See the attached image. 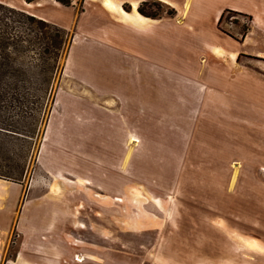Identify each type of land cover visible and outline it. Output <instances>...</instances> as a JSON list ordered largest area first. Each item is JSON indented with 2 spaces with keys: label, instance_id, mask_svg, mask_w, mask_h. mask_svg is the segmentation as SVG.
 I'll return each instance as SVG.
<instances>
[{
  "label": "rangeland",
  "instance_id": "obj_1",
  "mask_svg": "<svg viewBox=\"0 0 264 264\" xmlns=\"http://www.w3.org/2000/svg\"><path fill=\"white\" fill-rule=\"evenodd\" d=\"M64 1L0 0L63 29L23 20L33 30L25 43L38 40L29 51L24 41L10 47L15 72L0 77V174L10 179L0 181L20 190L13 200L0 188L5 259L52 250L99 264H264V250L248 245L264 248V131L247 141L194 130L199 110L211 112L196 70L224 63L208 42L226 57L240 49L250 78L264 82V0H145L144 11L161 16L157 33L137 11L142 1ZM195 10L209 17L196 31L187 26ZM116 58L111 83L97 90L93 80ZM159 63L164 78L139 81V66Z\"/></svg>",
  "mask_w": 264,
  "mask_h": 264
},
{
  "label": "crops",
  "instance_id": "obj_2",
  "mask_svg": "<svg viewBox=\"0 0 264 264\" xmlns=\"http://www.w3.org/2000/svg\"><path fill=\"white\" fill-rule=\"evenodd\" d=\"M135 1L144 2L145 0H135ZM106 2L113 4L110 0H104L105 6H106ZM188 8H189V2H187L186 4L185 13L187 12ZM121 12L124 13L123 10H121ZM219 13L220 12H218V15L216 16L215 21L218 20L220 16ZM135 17H137L135 18V20L137 19L139 23L140 21H148V20L143 19L142 16L139 15L137 12H135ZM191 17H192L191 18L192 22L191 24H187V26H191L193 28L192 30L194 31H196L195 29L197 30L203 29L207 20L209 19V17L206 14L199 12V10H195ZM256 17H258V14L253 15V18H256ZM160 19L161 18L153 19V21L151 22H153L157 26V24H159V21H161ZM200 20L201 22L199 24ZM193 23H195L196 25L194 26ZM257 24H260V22H258ZM155 25L154 27H156ZM257 26L264 27V21L263 23ZM162 27H164L163 24L158 25L155 28L156 33L159 30H163ZM207 44L209 46L206 45L207 46L206 48L207 49L209 48V50L215 56L220 57L221 60L224 61V63L206 64L205 62L203 64L204 67L203 68L200 67L201 70L200 69L196 70L195 75L197 76V78H200V80L198 81H201L202 79L203 81L202 85L204 86V84H206V89L203 95L205 98L209 97L210 99L208 100V102L211 103L210 104L211 112H208V111L205 112L204 110L203 111L199 110L197 114V116L199 117L196 123L194 124V128H195L194 130L196 131L200 128H203V129H206V131H210V129H213L214 131H216L215 129H218L224 132L227 136L228 135L235 136L236 134L237 138H240V139L243 138V140L250 141L251 137L254 134V130L256 134H259L260 130L264 131V122H259V119L261 118L264 119V82L261 83V79L259 78H250L253 76V73L249 70H246L243 67L244 64H241V61L238 56L240 49L238 51V48H237L236 49L237 51L232 52V54H228V57H226L224 55L226 54L225 50H223L219 46L210 44V42H208ZM238 46L242 47L244 46V44H239ZM253 46L254 45H252V47ZM217 52H220V54H218ZM100 62L98 65H95V66L101 67L103 65V62L102 63ZM117 63L121 65V61L118 60L117 58L113 59L111 62H110V59L107 61L108 68H102V70L105 71L106 74H103V75L99 74L98 77H96V79L93 80V82L95 83V86H97V90H100L99 85L101 84V81H104V79L108 80L107 82H109V84L111 83V80L114 74V70L112 71L111 67L117 66ZM128 68L129 69L124 68L126 70H123V71L126 76L124 81H127L126 83L128 84V88H129V85H131L130 84L131 81H129L131 80V76H130L131 73H129L130 66H128ZM139 71L140 73H138V77H140L139 79L140 82L160 81L161 78H164L163 64L161 63H159V67L157 69H154V71L142 65L139 66ZM167 72H170V75L173 76V74L177 73L178 71L174 72L173 74L171 71H167ZM200 72H202L203 74L202 78L200 77ZM249 73H251L250 76H248ZM166 75H169V73H167ZM135 77L137 78V76ZM177 78L179 80L182 79V81H184L185 83H187L185 80H189L188 85L190 87L195 83V81L191 80L190 78L185 79V77L182 76V74H177V77L173 76V81L174 80L178 81ZM190 81H194V82H190ZM124 86L126 87V85ZM205 113H207L208 115L207 114L205 115ZM201 115H203V117ZM209 115H212V118H211L212 121L208 119L207 116ZM216 115H219L220 119H215L213 117ZM208 124L210 126H208ZM194 134L198 136L196 132H194ZM203 138H206L208 140H210L211 138L216 139L213 136L203 137ZM193 139H196V141L200 140L198 139V137L193 138ZM224 150H228V149L225 148ZM221 154L227 156L228 153H221ZM226 156L221 157L220 160H225ZM7 184L8 183L4 185L3 181H0V188L5 189L6 187L7 188L6 190L11 191V194L13 197L12 199L18 200L20 198L19 197L20 190L18 189V185L9 184L10 186H8ZM2 199H3L2 202H4L2 204H7V207L12 209L14 213L15 205L10 204L11 202L10 200H8L9 198H5V199H7V201L10 203H6L5 199L4 198ZM0 242H3V241L0 240ZM38 252H36V250H33V251L16 250L11 258L5 259V256L7 254H5L4 249H2V251H0V259H3V260H0V264H99L98 262H95L92 260H90L91 262L85 261L87 260V257H85L84 254L80 252H75V251H69L66 254H63V252H60V251L58 252V251H52V250L44 254H39ZM210 253L211 251L208 253V257ZM76 256L82 257L83 261L82 262L76 261L75 259ZM90 257H88V259H90ZM194 260L195 259H193L192 261L193 263H195ZM192 262L190 264H192Z\"/></svg>",
  "mask_w": 264,
  "mask_h": 264
},
{
  "label": "trees",
  "instance_id": "obj_3",
  "mask_svg": "<svg viewBox=\"0 0 264 264\" xmlns=\"http://www.w3.org/2000/svg\"><path fill=\"white\" fill-rule=\"evenodd\" d=\"M36 0H24L25 3L31 4L35 2ZM60 4L69 6V3L64 1V0H57ZM146 3H140L137 7V11L139 14L146 18H151V19H159L161 16L158 14H148L144 11V6ZM221 18H219L220 20ZM26 21L30 23V27L32 26H39V27H49L52 26L55 30L58 29V31L63 32V29L58 28L54 25H51L47 22H44L42 20L36 19L33 16L27 15L25 12L15 10L11 7L5 6L0 3V77L5 76L7 74H10L11 72H15L10 68V63H11V56L9 54V48L16 46L18 42L22 43L27 34H30L33 32V30L28 29L27 24H22L23 22ZM247 29H243V34H245ZM38 39H35L34 41L29 40V42L26 43H34ZM25 41L23 43V46L25 48ZM25 50H30V45H28ZM38 67V66H37ZM43 73L46 71V68L42 70ZM17 72V71H16ZM19 73V72H18ZM16 77H19L17 75ZM19 81H22L21 79ZM22 90L25 91V88L22 87ZM11 91H13V94L15 96L20 95V89L19 87L12 86ZM25 99V98H24ZM20 103V101H18ZM21 104V103H20ZM2 129V128H1ZM6 132H11L10 130L2 129ZM14 133V131H12ZM16 133V132H15ZM6 178L5 175L0 174V179ZM8 179V178H6ZM10 180V179H8Z\"/></svg>",
  "mask_w": 264,
  "mask_h": 264
},
{
  "label": "bare ground",
  "instance_id": "obj_4",
  "mask_svg": "<svg viewBox=\"0 0 264 264\" xmlns=\"http://www.w3.org/2000/svg\"><path fill=\"white\" fill-rule=\"evenodd\" d=\"M106 4H107L108 7H110V5H111L109 2H107ZM133 6H134V8H135V5H133ZM248 245H249L250 248H251V247L253 248V245H256V246L259 247V245H258L254 240H253L252 242H248ZM247 247H248V246H247ZM250 248H249V249H250ZM258 250L262 251V250H264V248L259 247ZM77 260H78V261H81V258H78Z\"/></svg>",
  "mask_w": 264,
  "mask_h": 264
}]
</instances>
